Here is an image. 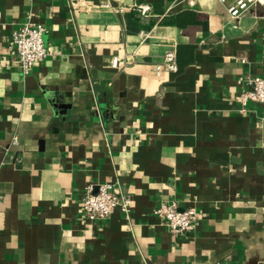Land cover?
I'll return each mask as SVG.
<instances>
[{"label":"crops","instance_id":"0c3cea01","mask_svg":"<svg viewBox=\"0 0 264 264\" xmlns=\"http://www.w3.org/2000/svg\"><path fill=\"white\" fill-rule=\"evenodd\" d=\"M233 1L0 0V264H264V105L240 101L264 79V5ZM28 22L49 55L24 74ZM104 183L130 211L90 222ZM163 202L193 229L170 233Z\"/></svg>","mask_w":264,"mask_h":264},{"label":"built area","instance_id":"2783aa9c","mask_svg":"<svg viewBox=\"0 0 264 264\" xmlns=\"http://www.w3.org/2000/svg\"><path fill=\"white\" fill-rule=\"evenodd\" d=\"M224 3L225 0H218ZM264 5V0H234L226 8L229 17L237 19L245 15L253 5ZM143 20H149L150 7L137 5L134 7ZM44 27L40 24L26 23L11 32L9 43L15 53V63L27 74L31 68L48 55L49 50L44 46L42 34ZM142 38L148 36L141 32ZM164 67L170 71L176 70L173 52L164 56ZM162 66H156L159 72ZM240 101L243 106L247 102L264 105V79L257 76H247L243 82ZM130 198L118 191L116 183L97 185L96 189L88 186L81 201V213L90 222L106 219L114 210L127 215L130 211ZM154 217L173 235H183L193 229L197 221V213L193 208L181 209L175 202H163L153 209Z\"/></svg>","mask_w":264,"mask_h":264}]
</instances>
